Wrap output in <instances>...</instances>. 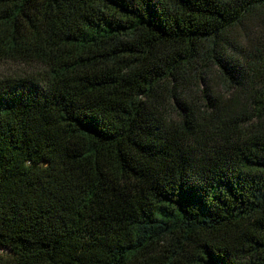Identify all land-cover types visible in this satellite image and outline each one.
Segmentation results:
<instances>
[{
  "label": "trees",
  "instance_id": "16d2710c",
  "mask_svg": "<svg viewBox=\"0 0 264 264\" xmlns=\"http://www.w3.org/2000/svg\"><path fill=\"white\" fill-rule=\"evenodd\" d=\"M0 61V264H264V0H0Z\"/></svg>",
  "mask_w": 264,
  "mask_h": 264
},
{
  "label": "rangeland",
  "instance_id": "374dc122",
  "mask_svg": "<svg viewBox=\"0 0 264 264\" xmlns=\"http://www.w3.org/2000/svg\"><path fill=\"white\" fill-rule=\"evenodd\" d=\"M37 70L38 68L36 66L0 61V79H3L5 77L26 76L28 74L32 75ZM213 80L214 85H219V79L214 77Z\"/></svg>",
  "mask_w": 264,
  "mask_h": 264
}]
</instances>
